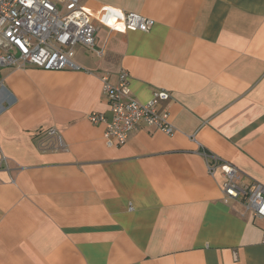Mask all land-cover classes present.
<instances>
[{"label": "crops", "instance_id": "0c3cea01", "mask_svg": "<svg viewBox=\"0 0 264 264\" xmlns=\"http://www.w3.org/2000/svg\"><path fill=\"white\" fill-rule=\"evenodd\" d=\"M96 47L80 70L0 69V264H264V222L223 195L202 149L264 185V0H78ZM152 18L127 28L123 12ZM164 89L171 135L108 146L101 77ZM56 128L64 147H40Z\"/></svg>", "mask_w": 264, "mask_h": 264}, {"label": "built area", "instance_id": "2783aa9c", "mask_svg": "<svg viewBox=\"0 0 264 264\" xmlns=\"http://www.w3.org/2000/svg\"><path fill=\"white\" fill-rule=\"evenodd\" d=\"M127 28L149 31L155 21L136 12H123ZM96 27L78 0H0V69L35 66L45 70H80L73 60L77 45L104 54L96 47ZM129 74L122 70L118 81L112 84L106 75L101 77L103 94L110 106V118L103 113L91 112L92 123L103 122V138L108 146L123 144L129 133L141 125L153 126L171 135L174 126L169 112L162 102L169 99L164 89L153 92L148 101H138L131 94ZM48 142L40 147L61 149L64 142L54 127L45 131ZM208 173L213 176L219 170L223 178L222 192L229 199H242L246 210L254 218L264 222V185L252 180L248 185L239 183L241 170L234 164L202 149ZM6 157L0 149V165ZM264 241V226H263Z\"/></svg>", "mask_w": 264, "mask_h": 264}]
</instances>
